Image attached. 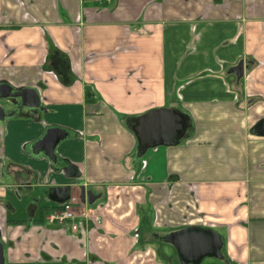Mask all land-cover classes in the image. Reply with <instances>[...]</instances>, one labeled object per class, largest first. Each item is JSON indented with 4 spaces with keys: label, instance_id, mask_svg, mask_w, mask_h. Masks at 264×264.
Returning <instances> with one entry per match:
<instances>
[{
    "label": "crops",
    "instance_id": "crops-1",
    "mask_svg": "<svg viewBox=\"0 0 264 264\" xmlns=\"http://www.w3.org/2000/svg\"><path fill=\"white\" fill-rule=\"evenodd\" d=\"M0 84L41 106L0 120L5 264H182L165 238L190 228L223 242L200 264H264V0H0ZM159 109L185 136L142 151ZM64 186L78 231L46 221Z\"/></svg>",
    "mask_w": 264,
    "mask_h": 264
},
{
    "label": "water",
    "instance_id": "water-1",
    "mask_svg": "<svg viewBox=\"0 0 264 264\" xmlns=\"http://www.w3.org/2000/svg\"><path fill=\"white\" fill-rule=\"evenodd\" d=\"M238 79L243 76V62H240L231 69ZM0 97L11 101H20L23 106L39 109L40 100L37 92L33 89L13 90L6 84H0ZM14 112L6 111L0 107V120L12 116ZM263 122V121H261ZM187 127L185 117L173 110H153L143 116L135 127L141 150L146 151L157 145L173 144L177 138L185 136L184 129ZM264 135V126L260 128ZM68 133L59 127L47 130L46 134L35 145L36 152L44 151L54 163L57 162L55 153L57 145L67 137ZM68 176H79L72 165L64 169ZM88 196L89 203H92L96 196L81 188V197L85 201ZM49 199L57 204H64L70 199V187H54L49 191ZM165 240L175 246L182 264H200L205 256L216 259H223L221 248L223 245L221 236L212 230L199 228L184 229L170 233ZM0 264H5L3 247L0 244Z\"/></svg>",
    "mask_w": 264,
    "mask_h": 264
},
{
    "label": "built area",
    "instance_id": "built-area-1",
    "mask_svg": "<svg viewBox=\"0 0 264 264\" xmlns=\"http://www.w3.org/2000/svg\"><path fill=\"white\" fill-rule=\"evenodd\" d=\"M46 221L56 224H70L73 231H78L79 229V224L76 221V213L71 200L61 204L57 209L47 214Z\"/></svg>",
    "mask_w": 264,
    "mask_h": 264
},
{
    "label": "flooded vegetation",
    "instance_id": "flooded-vegetation-1",
    "mask_svg": "<svg viewBox=\"0 0 264 264\" xmlns=\"http://www.w3.org/2000/svg\"><path fill=\"white\" fill-rule=\"evenodd\" d=\"M12 100V99H11ZM9 99H4L0 97V107L3 108L6 111L15 112L20 108L19 102L11 101ZM264 126V121L259 124V128Z\"/></svg>",
    "mask_w": 264,
    "mask_h": 264
},
{
    "label": "rangeland",
    "instance_id": "rangeland-1",
    "mask_svg": "<svg viewBox=\"0 0 264 264\" xmlns=\"http://www.w3.org/2000/svg\"><path fill=\"white\" fill-rule=\"evenodd\" d=\"M214 261L218 262L216 259H213Z\"/></svg>",
    "mask_w": 264,
    "mask_h": 264
}]
</instances>
